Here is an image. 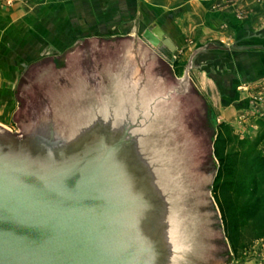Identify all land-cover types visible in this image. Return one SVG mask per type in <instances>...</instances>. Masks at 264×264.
Masks as SVG:
<instances>
[{
	"label": "water",
	"instance_id": "water-1",
	"mask_svg": "<svg viewBox=\"0 0 264 264\" xmlns=\"http://www.w3.org/2000/svg\"><path fill=\"white\" fill-rule=\"evenodd\" d=\"M143 38L175 49L157 26ZM187 71L126 35L24 72L19 132L0 127V264H226L214 134Z\"/></svg>",
	"mask_w": 264,
	"mask_h": 264
},
{
	"label": "crops",
	"instance_id": "crops-1",
	"mask_svg": "<svg viewBox=\"0 0 264 264\" xmlns=\"http://www.w3.org/2000/svg\"><path fill=\"white\" fill-rule=\"evenodd\" d=\"M12 1L0 0V59H10L11 69L14 60L26 68L91 37L136 35L170 67L180 53L213 116L264 140V0ZM155 26L174 51L143 38Z\"/></svg>",
	"mask_w": 264,
	"mask_h": 264
},
{
	"label": "rangeland",
	"instance_id": "rangeland-1",
	"mask_svg": "<svg viewBox=\"0 0 264 264\" xmlns=\"http://www.w3.org/2000/svg\"><path fill=\"white\" fill-rule=\"evenodd\" d=\"M4 2L7 5L13 3L12 0ZM142 29H137L139 34ZM77 43L65 52L73 49ZM179 55L171 56L175 62L170 63V68L173 74L182 77L188 61L180 60ZM5 58L0 59V79L6 80V83L0 82V127L18 133L12 119L18 108L15 94L17 84L32 64L44 58L27 61L26 68L13 59L14 69L9 67L12 61ZM193 73L195 75V71H192L189 77ZM201 90L205 97L209 95V91ZM203 102L214 134L211 151L216 163V178L211 182V208L212 212L218 213L228 255L226 264H264V168L260 163V159L264 158V140L253 131L244 136L237 125L234 127L213 116L211 108ZM222 187L226 190L220 196Z\"/></svg>",
	"mask_w": 264,
	"mask_h": 264
},
{
	"label": "trees",
	"instance_id": "trees-1",
	"mask_svg": "<svg viewBox=\"0 0 264 264\" xmlns=\"http://www.w3.org/2000/svg\"><path fill=\"white\" fill-rule=\"evenodd\" d=\"M219 156H220V154H218ZM261 160V166H262V168H264V158H261L260 159ZM213 190V189H212ZM226 189H225V187H222V190L220 191V196H222V194H224V191H225Z\"/></svg>",
	"mask_w": 264,
	"mask_h": 264
},
{
	"label": "flooded vegetation",
	"instance_id": "flooded-vegetation-1",
	"mask_svg": "<svg viewBox=\"0 0 264 264\" xmlns=\"http://www.w3.org/2000/svg\"><path fill=\"white\" fill-rule=\"evenodd\" d=\"M23 105H24V104H23ZM32 132H33V131H32ZM32 132H26V133L24 132V134H22L21 137H22V138H23V137H25V138H29V137H30V138H31V137H33V135H34V134H32Z\"/></svg>",
	"mask_w": 264,
	"mask_h": 264
}]
</instances>
